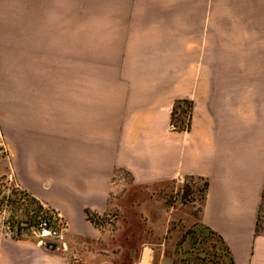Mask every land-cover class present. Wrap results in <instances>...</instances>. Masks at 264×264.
Here are the masks:
<instances>
[{"label":"crops","instance_id":"0c3cea01","mask_svg":"<svg viewBox=\"0 0 264 264\" xmlns=\"http://www.w3.org/2000/svg\"><path fill=\"white\" fill-rule=\"evenodd\" d=\"M208 52L217 80L203 74ZM0 73L110 79L70 95L65 132L53 109L44 141L19 136L18 184L62 213L85 264H116L122 249L89 212L128 198L161 241L181 220L168 194L188 179L202 186L196 221L230 260L264 264V0H0ZM185 99L190 126L173 130ZM0 264L67 263L0 234Z\"/></svg>","mask_w":264,"mask_h":264},{"label":"rangeland","instance_id":"374dc122","mask_svg":"<svg viewBox=\"0 0 264 264\" xmlns=\"http://www.w3.org/2000/svg\"><path fill=\"white\" fill-rule=\"evenodd\" d=\"M205 54L207 63L203 74L206 73L217 80L218 53ZM193 69L195 72L196 67ZM109 82L110 79L86 76L0 73V86H2L0 87V234L2 236L10 240L28 238L38 243L39 217L49 214V211L60 215L66 223V235L68 234V223L62 213L29 195L17 182L16 164H18L20 129H23V137L26 134L27 137L31 136L34 139L37 135L41 141H44V136L52 131L53 119L50 112L57 109L60 111L58 119L60 126L57 131L65 132L70 95L75 97L77 95L75 91L88 84L94 86ZM187 101L180 104L177 109V116L182 117L183 124L188 120ZM180 123L181 118L175 124L178 127ZM201 189L202 186L199 189L194 179H188L183 188L168 194L169 203L177 206L178 202L179 206L176 212L173 209L169 210L174 215L177 213V217L181 220H175L176 223L168 228L161 241L148 242L146 239L148 233L145 231L147 226L142 218L133 214L134 209L130 206L131 202L128 198L121 206H114L111 211L103 214L89 212L88 218L98 227L111 232L113 247H118L119 250L122 248L115 257L116 264H138L142 259V264H234L230 260L227 248L220 240L196 221L200 209L198 200L202 196ZM258 226V233L264 234V206L260 212ZM46 242L50 243L48 239ZM71 245L76 247L75 243ZM70 246L68 258L72 259L75 256L80 258L76 248L72 249ZM101 246L95 244L96 251L91 254L94 260L100 257L98 252H104ZM147 246L151 251L147 249L144 255V247ZM57 255L62 258L67 256L59 251Z\"/></svg>","mask_w":264,"mask_h":264},{"label":"built area","instance_id":"2783aa9c","mask_svg":"<svg viewBox=\"0 0 264 264\" xmlns=\"http://www.w3.org/2000/svg\"><path fill=\"white\" fill-rule=\"evenodd\" d=\"M171 129L175 130L177 129L176 125L171 123ZM51 211H49V214H45L42 215L41 217H39L40 221L37 224V228H38V237H39V241L38 243L40 245H45V244H50L53 243L54 244V250H57L59 252H61L63 255H67V256H63V259H65L67 264H85L82 259L78 258L75 256V258H68L69 254V244L67 241V235H66V223L61 219L59 214H54V213H50ZM51 218V219H50ZM44 229H47L50 231L51 235L49 236H43L42 232ZM46 239H48V242H46ZM150 250V248L144 247V255L146 250ZM145 256H143L144 258ZM143 259L140 263L138 264H142Z\"/></svg>","mask_w":264,"mask_h":264},{"label":"trees","instance_id":"16d2710c","mask_svg":"<svg viewBox=\"0 0 264 264\" xmlns=\"http://www.w3.org/2000/svg\"><path fill=\"white\" fill-rule=\"evenodd\" d=\"M185 101H187V100L177 101L174 105V109L172 110V123L173 124L178 123V120H180V118H181V123H180L181 125H178V127L176 126L177 129H185V128L189 127L190 123H191V114H192V109H193L192 101H190V100L187 101V103L189 104V109H188V120H187L186 124L182 123V121H183L182 117L177 116V109L179 108V105L183 104Z\"/></svg>","mask_w":264,"mask_h":264},{"label":"clouds","instance_id":"9594fccd","mask_svg":"<svg viewBox=\"0 0 264 264\" xmlns=\"http://www.w3.org/2000/svg\"><path fill=\"white\" fill-rule=\"evenodd\" d=\"M42 235H43V236H49V235H51V233H50L49 230L44 229L43 232H42Z\"/></svg>","mask_w":264,"mask_h":264},{"label":"water","instance_id":"95a60500","mask_svg":"<svg viewBox=\"0 0 264 264\" xmlns=\"http://www.w3.org/2000/svg\"><path fill=\"white\" fill-rule=\"evenodd\" d=\"M48 247H50L51 249H54V244H46Z\"/></svg>","mask_w":264,"mask_h":264}]
</instances>
